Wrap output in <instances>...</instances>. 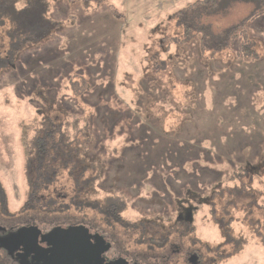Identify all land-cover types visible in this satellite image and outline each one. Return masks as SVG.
<instances>
[{
  "label": "rangeland",
  "instance_id": "obj_1",
  "mask_svg": "<svg viewBox=\"0 0 264 264\" xmlns=\"http://www.w3.org/2000/svg\"><path fill=\"white\" fill-rule=\"evenodd\" d=\"M50 12L53 36L15 58L0 29V193L11 222L28 212L100 226L97 208L117 205L121 223L106 230L143 259L139 237L176 240L167 232L187 206L190 237L217 246L220 264H264L246 226L264 223V0H57ZM80 117L87 185L53 165L32 190L21 125L31 142L44 118ZM221 217L234 247L213 224Z\"/></svg>",
  "mask_w": 264,
  "mask_h": 264
},
{
  "label": "flooded vegetation",
  "instance_id": "obj_2",
  "mask_svg": "<svg viewBox=\"0 0 264 264\" xmlns=\"http://www.w3.org/2000/svg\"><path fill=\"white\" fill-rule=\"evenodd\" d=\"M39 131L41 132V135H38L37 139L42 140L43 145L52 141L54 143L59 142L61 139L59 134L61 128L59 126L52 128L43 127L42 129L40 128ZM45 147L49 148V146ZM46 179L47 178L45 176H40L39 178L41 182H47ZM251 180L252 178H249L250 182ZM29 181L33 190L36 182L31 178H29ZM241 192L243 193L244 197L249 199V201L244 207H242V209L244 210V212H248L250 214L252 212L253 197H251L252 195L248 191L242 190ZM31 193H33V191H31ZM257 193H260V196L262 195L260 191H257ZM2 198L3 197L0 193V238L7 236L9 233L15 232L22 227H29L33 225L37 226V228L41 231V234H39L38 236L37 243L31 240L32 237L30 236L36 233L34 230H32L28 233V236L30 238L26 239L27 241H25V243L11 244L10 249H4L3 247H0V264H60L57 262L44 261V256L41 253L40 255L37 254L41 251L38 247H42L44 249H49L51 247L50 245H48V243L41 241V235L51 231L55 227L67 228L70 226L78 225L85 226L90 230L91 233V238L87 239L88 244L86 243L91 255L88 254L84 264H114L116 261H120L121 259H126L127 264H220L222 260L224 261V259H222V253L218 252V249L216 250L217 246L214 245L215 248H212L211 246L213 245L206 244L201 239L199 240L190 237L193 229V218L191 211L192 209L187 208V206L183 211H179L177 216L178 221L174 222L172 224V228L167 232H175L176 240H172L173 237H171L170 240L169 236L167 235H165L163 238H159L161 235L157 236L154 230L150 231V235L146 237H139L138 240L143 241L144 244H147L145 250L142 251L143 259H141L139 257V251L126 250L123 246V242L120 243V241H117L115 232L113 230H109L107 232L106 230V228H112L114 225L121 223L118 209H116L118 208L117 205L113 207L112 204L108 205V203H106L97 208L98 210H100V212L104 213L103 218L101 219L102 225L100 226L96 225L92 221V219H90L89 222L45 221L41 216H37L36 218L29 217L28 212H24L25 214L23 212L18 214V216L20 217H22V215L24 214L22 220L14 219L11 222V218L6 215L7 209L3 206V204L5 203L4 199L2 200ZM59 210L60 208L56 211ZM57 214H59V212H57ZM4 220H6V223L4 222ZM220 220L223 221V217L218 219L217 222L213 224L221 227V230H223L222 236H224V240L231 247L236 246L238 240L234 237L231 238L229 234L226 233V231L228 230L226 227L229 223H223ZM246 226L250 228L253 234L252 236L258 238L260 241L259 243H261L264 247V223H259L258 221H250ZM139 229L145 230V228ZM95 234L100 236L102 242L101 239L95 240L92 237ZM187 240L190 241L188 245L186 243ZM197 245H199L200 247ZM102 248L103 251H98L102 250ZM94 249L96 250V252H99V255L97 256L98 258L96 260V257H93L92 255ZM230 260L231 258L229 257L228 261ZM62 264H81V262L77 259H73L71 262L65 261ZM119 264L124 263L120 262Z\"/></svg>",
  "mask_w": 264,
  "mask_h": 264
},
{
  "label": "trees",
  "instance_id": "obj_3",
  "mask_svg": "<svg viewBox=\"0 0 264 264\" xmlns=\"http://www.w3.org/2000/svg\"><path fill=\"white\" fill-rule=\"evenodd\" d=\"M55 1L57 0H0V29L3 30L7 39V43L3 45L7 55L15 58L19 55V50L23 45L53 36L57 20L50 11L52 3ZM70 1H81L85 6H88L90 3L99 4L104 0ZM111 11L114 13L116 10L111 8ZM81 121H83V125H80ZM57 126L65 127V130L59 132L60 141L55 143L52 141L49 148L45 147L43 141L37 139V136L41 135L40 128ZM27 127V125H21L20 138L25 155V170L29 178L40 182L38 188H41L42 183L39 180L40 176L47 175L49 180L54 177L56 170L53 169V165L67 166L70 177L77 185L82 186L83 183H87L86 181L81 182L80 179V171L87 168L81 155H86L89 150L88 140L81 139L84 137L83 135L86 137L88 135L89 124L86 118L80 117L73 121L64 120L58 124L55 120L50 121L48 118H44L40 128L35 129V135L31 142L27 138ZM70 127L75 131L73 138L70 137ZM114 199L122 201L119 198Z\"/></svg>",
  "mask_w": 264,
  "mask_h": 264
},
{
  "label": "water",
  "instance_id": "obj_4",
  "mask_svg": "<svg viewBox=\"0 0 264 264\" xmlns=\"http://www.w3.org/2000/svg\"><path fill=\"white\" fill-rule=\"evenodd\" d=\"M34 230L36 233L31 235V240L33 242L38 241V236L41 234V231L37 228L36 225L29 227H22L15 232L9 233L7 236L0 238V247L4 249H10L11 244H21L27 241L26 239L30 238L28 233ZM95 240L101 239L99 235L95 234L92 236ZM91 238L90 230L83 225L70 226L67 228L55 227L51 231L41 235V241L48 243L51 247L49 249H44L38 247L41 251L40 253L44 256V261H51L57 263H64L65 261L71 262L73 259H77L81 264L85 263L88 254L91 255L88 249V240ZM102 242V239H101ZM87 243V244H86ZM39 246V245H38ZM96 247V246H95ZM98 251H103L98 250ZM93 250V257L98 258L99 252ZM127 262L126 259H121L116 261L114 264H119ZM127 264V263H126Z\"/></svg>",
  "mask_w": 264,
  "mask_h": 264
}]
</instances>
